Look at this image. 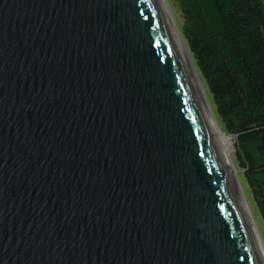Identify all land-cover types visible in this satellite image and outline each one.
Wrapping results in <instances>:
<instances>
[{
    "label": "water",
    "instance_id": "obj_1",
    "mask_svg": "<svg viewBox=\"0 0 264 264\" xmlns=\"http://www.w3.org/2000/svg\"><path fill=\"white\" fill-rule=\"evenodd\" d=\"M0 264H263L157 0H0Z\"/></svg>",
    "mask_w": 264,
    "mask_h": 264
},
{
    "label": "trees",
    "instance_id": "obj_2",
    "mask_svg": "<svg viewBox=\"0 0 264 264\" xmlns=\"http://www.w3.org/2000/svg\"><path fill=\"white\" fill-rule=\"evenodd\" d=\"M182 35L264 204V0H177ZM264 215V210L262 211Z\"/></svg>",
    "mask_w": 264,
    "mask_h": 264
},
{
    "label": "bare ground",
    "instance_id": "obj_3",
    "mask_svg": "<svg viewBox=\"0 0 264 264\" xmlns=\"http://www.w3.org/2000/svg\"><path fill=\"white\" fill-rule=\"evenodd\" d=\"M161 10L164 14V17L167 21V24L169 26V29L172 33V36L175 40V43L178 47V50L180 52V55L183 59V62L186 66V69L189 73V76L192 80V83L194 85V88L197 92V95L201 101V104L205 110V113L208 117V120L210 122V125L213 129V132L215 134V137L217 139L218 145L220 147L221 153L223 155L224 161L226 163L227 169L229 171L230 177L232 179L234 188L236 190L237 196L239 198L240 204L242 206L244 215L246 217L247 223L249 225L251 234L253 236L254 242L256 244L258 253L260 255L261 261L264 264V245L260 236V233L258 231V228L254 222L253 216L251 214L249 205L246 201V198L243 194L239 178L237 177L236 171L232 165V160H231V154L233 152V144L231 141V138L225 135V133L220 129L218 126L216 120L213 118L211 110H210V104L207 100V97L204 93L203 87L201 85L200 79L198 77L196 68L194 66V63L187 51V48L185 46V43L181 37L180 31L178 30L176 23L174 22V19L170 13V10L167 6V3L165 0H157Z\"/></svg>",
    "mask_w": 264,
    "mask_h": 264
},
{
    "label": "rangeland",
    "instance_id": "obj_4",
    "mask_svg": "<svg viewBox=\"0 0 264 264\" xmlns=\"http://www.w3.org/2000/svg\"><path fill=\"white\" fill-rule=\"evenodd\" d=\"M165 1L167 3V6L170 10V13L174 19V22L176 23V26H177L178 30L180 31L181 37L183 39V35H182V31H181L183 22H182L179 3L177 2V0H165ZM183 41H184V39H183ZM192 57H191V59H192L194 66H195V61H194V58H192ZM195 68H196L198 77L200 79L201 85L203 87L204 93H205L207 100L210 104V110H211L213 118L216 120L218 126L225 133V135H227L228 137L231 138V141L233 144V152L231 154L232 165L236 171L237 177L239 178V182H240L243 194H244L246 201L249 205L251 214L253 216L254 222L258 228V231L260 233V236H261V239H262V242L264 245V215L262 212L264 210V204H262V205L260 204L259 200H257V197L255 196V192L253 191L250 184L248 183V181L245 177L244 170L242 169L239 158H238V153H237V150L235 147L234 137L232 135L228 134V132H226L224 127L222 126L221 121H220V119H219V117L215 111L212 98H211L210 94L208 93V89L205 85V82L202 79V77H201L196 66H195Z\"/></svg>",
    "mask_w": 264,
    "mask_h": 264
}]
</instances>
